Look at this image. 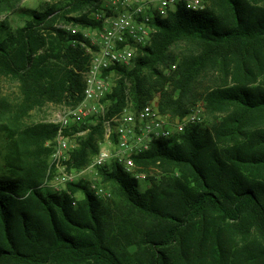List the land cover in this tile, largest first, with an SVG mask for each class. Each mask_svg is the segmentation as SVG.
Returning a JSON list of instances; mask_svg holds the SVG:
<instances>
[{
	"label": "trees",
	"instance_id": "1",
	"mask_svg": "<svg viewBox=\"0 0 264 264\" xmlns=\"http://www.w3.org/2000/svg\"><path fill=\"white\" fill-rule=\"evenodd\" d=\"M203 1L201 11L181 3L153 20L151 45L115 68L104 102L110 117L129 98L139 108L159 95L160 111L176 117L202 97L210 126L136 156L140 170H160L146 190L117 162L99 167L111 198L81 180L60 193L43 186L58 125L24 122L46 103L81 102L85 38L58 24L101 26L70 14L102 0H60L0 30V80L17 81L21 93L19 103L0 98V264H264V0ZM103 139L99 120L71 166L85 168Z\"/></svg>",
	"mask_w": 264,
	"mask_h": 264
},
{
	"label": "built area",
	"instance_id": "2",
	"mask_svg": "<svg viewBox=\"0 0 264 264\" xmlns=\"http://www.w3.org/2000/svg\"><path fill=\"white\" fill-rule=\"evenodd\" d=\"M106 1L105 7L95 12V18L101 21V26L95 28L92 34L83 33L85 38L91 37V45L79 41L84 52L90 56L87 70L82 73L83 98L79 104L65 108L57 116L54 150L43 183V186L56 193L66 191L69 183L79 181L78 177L89 169H98L112 162L119 163L133 176L143 177L135 172L136 156L150 150L154 141L168 139L205 120L204 107L200 104L193 105L183 116L172 117L162 113L158 105L150 100L139 108L129 103L120 112L108 117L104 102L115 85L110 73L118 66H132L143 49L151 45L156 32L153 20L166 18L181 3L190 10L201 11L206 6L204 1ZM99 120L104 127V139L100 142L99 151L89 166L76 169L71 163L74 152L80 146V136L91 129L88 124ZM84 124L88 126L81 130ZM90 189L97 196L102 192L95 185H90Z\"/></svg>",
	"mask_w": 264,
	"mask_h": 264
},
{
	"label": "rangeland",
	"instance_id": "3",
	"mask_svg": "<svg viewBox=\"0 0 264 264\" xmlns=\"http://www.w3.org/2000/svg\"><path fill=\"white\" fill-rule=\"evenodd\" d=\"M59 1L60 0H12L11 1L12 6H10L9 3L2 0V1H0V30H5L8 27L10 30L14 31L18 27L24 25L25 22L31 18L32 11H43L50 6L55 5L56 3L58 4ZM106 3H107L106 0H102V6L100 9H103L105 7ZM100 9L87 8V9H84V11L79 12L78 14L72 13L70 15L78 16L84 12L91 19L101 23L100 20H97L95 18V12L99 11ZM5 25H6V27H5ZM58 25L66 28L68 31H70L72 33H75V34L80 33V34H82V36H83V33L92 34L93 30L95 28L99 27V26H83V25H81L79 23H75V22H61ZM73 29H76V32H73ZM90 39H91V37L87 36L85 38V41L84 40H81V41L86 42L87 46H89V45H91ZM87 55L89 56V54H87ZM89 61H90V56H89ZM173 69H175V67H173V65L171 68H165L164 73L169 75ZM119 76L120 75H118L115 71L110 73V79L112 80V82L114 84H116V81L119 78ZM0 98L8 99L11 103H19L21 101V93H20L18 82L15 80L8 79V78L0 80ZM158 100H159V95L155 96L152 99V101L155 102L157 105H158ZM129 103L131 105H133V100L131 98H129L127 104H129ZM195 104H200L204 107L203 112H204L205 120L203 122L204 125H202L201 127H209L210 121L206 117V107H205L204 99L202 97H199ZM67 107H73V105L58 104V103H52V102L46 103L45 105H43L41 107H37V108L30 110L29 114L26 117H24V122L28 123V124L40 123V122H52V123L57 124L56 120H57L58 114L61 113V111H63ZM172 117H174V116H172ZM92 124L93 123L88 124V125L91 127ZM86 128L87 127L86 126L84 127V125H82L80 127L81 130L86 129ZM76 130H77V128H76ZM90 130H88L83 136H80V145H81V140L85 139V137L87 136V134L89 133ZM6 141H7V139L5 138V135L0 133V148L2 149V152L6 148V146H5ZM53 143H54V138H52L50 141H48L47 144L52 145ZM93 157L91 158V160L87 166H89L91 164ZM49 161H50V158H49ZM107 165L109 166V165H111V163H108ZM3 166H4V158H3V155H1L0 156V172L3 169ZM48 169H49V167H48ZM159 171H160L159 168H152L149 172H145V171L140 170V168H138V165L136 164L135 172L137 174L143 175V177L142 176H139V177L134 176L138 180L139 188L141 190H146L150 186V181H149L148 177L149 176H155L157 173H159ZM78 180L84 181V182L88 183L89 185H95L98 189H101L102 192L100 193L99 197H103V198H111L112 197L111 185H110V183H108L107 181L104 180L103 174L101 173V170H99V168L98 169H89L84 174L80 175L78 177ZM67 190H68V185L66 186V191ZM75 197L78 199H82L84 197V191L79 190L75 194Z\"/></svg>",
	"mask_w": 264,
	"mask_h": 264
}]
</instances>
